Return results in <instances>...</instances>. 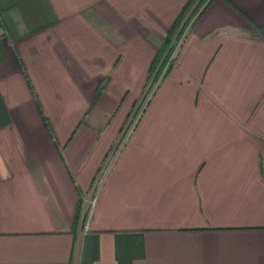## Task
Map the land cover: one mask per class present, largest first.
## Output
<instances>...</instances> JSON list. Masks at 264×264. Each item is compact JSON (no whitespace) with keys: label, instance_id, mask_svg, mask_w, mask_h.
Wrapping results in <instances>:
<instances>
[{"label":"crops","instance_id":"1","mask_svg":"<svg viewBox=\"0 0 264 264\" xmlns=\"http://www.w3.org/2000/svg\"><path fill=\"white\" fill-rule=\"evenodd\" d=\"M187 1L0 0V264H264V0L203 9L108 160Z\"/></svg>","mask_w":264,"mask_h":264},{"label":"trees","instance_id":"2","mask_svg":"<svg viewBox=\"0 0 264 264\" xmlns=\"http://www.w3.org/2000/svg\"><path fill=\"white\" fill-rule=\"evenodd\" d=\"M213 0H188L184 5L183 9L176 17L173 22L168 34L166 35L163 43L161 44L158 52L152 62L150 67V73L148 77V82L153 78L157 79L160 72L162 71L166 60L169 58L171 53L174 50L176 41H179L183 33L186 31L187 27L190 25L193 17L201 10L203 5L208 6ZM247 17L244 13H242ZM248 18V17H247ZM249 23L252 28L258 31L261 35L264 36V31L261 30L251 19L248 18ZM171 70L167 71V73ZM80 207H78L75 219H74V230L78 227L81 220L80 216Z\"/></svg>","mask_w":264,"mask_h":264},{"label":"built area","instance_id":"3","mask_svg":"<svg viewBox=\"0 0 264 264\" xmlns=\"http://www.w3.org/2000/svg\"><path fill=\"white\" fill-rule=\"evenodd\" d=\"M205 7H206V5H203V7L201 8V10L193 17L191 23L201 14V12L203 11V9ZM191 23H190V25H191ZM190 25L187 27L186 31L183 33V35L181 36L180 40L179 41H176L173 52L171 53V55L169 56V58L166 60L165 65H164L162 71L160 72V74L158 76V79L156 81L157 83L155 82L156 84L154 86L152 84L153 87L151 86V89L148 92L147 99H145V100H147L146 105L150 101V98L152 97V95L155 93V90H156V87H157L158 83L164 78V76L166 75V73L170 69V67H172L175 64L177 55H178V53H179V51H180V49L182 47V44H183V42H184V40L186 38V35H187V32L189 30ZM152 81H153V79H152ZM145 106H144V108H145ZM142 112L140 114H138V116L135 117L136 119H135L133 125L129 128L127 137L133 131L136 123L138 122L139 118L141 117ZM118 148H119V146H118ZM118 148H117L116 152H119L120 149L118 150ZM103 173L104 172L101 173V177L104 175ZM101 177L98 178L97 181H96V187H95L96 190L99 188V185H100V182H101V179H102ZM95 201H96V199H93V201L91 202V205H94L95 204ZM86 228H87V226H86Z\"/></svg>","mask_w":264,"mask_h":264},{"label":"rangeland","instance_id":"4","mask_svg":"<svg viewBox=\"0 0 264 264\" xmlns=\"http://www.w3.org/2000/svg\"><path fill=\"white\" fill-rule=\"evenodd\" d=\"M172 68V67H171ZM168 73H166V75H167ZM165 75V76H166ZM164 76V77H165ZM153 79V78H152ZM152 79L148 82V80H147V83H146V86H145V89H144V94H143V97L140 99V101H138V103L136 104V106H135V108H134V110L130 113V115H129V117H128V119H127V124L122 128V131H121V133H120V139H119V141L114 145V147H113V149L110 151V153H109V155H108V160H109V158H111V157H113L114 156V154H116L115 152H116V150H117V148H118V146H119V148H118V150L119 149H121V147L123 146V142H121V141H123L122 139L123 138H126L127 137V134H128V130H129V128L133 125V123H134V121H135V117L136 116H138V114H140L142 111H144V106L146 105V102H147V100H145V99H147V96H148V92L150 91V89H151V86H152V84H153V86L157 83L156 81H157V79H153V81H152ZM164 79V78H163ZM162 79V80H163ZM161 80V81H162ZM152 81V82H151ZM161 81L158 83V85H157V87H156V90H157V88H158V86L160 85V83H161ZM156 82V83H155ZM152 86V87H153ZM156 90H155V92H156ZM155 94V93H154ZM153 94V95H154ZM153 95H152V97H153ZM151 97V98H152ZM151 98H150V100H151ZM146 107V106H145ZM143 109V110H142ZM143 113V112H142ZM142 115V114H141ZM139 120H140V118H139ZM138 120V121H139ZM106 162H107V160H106ZM102 173V172H101ZM101 177V174L98 176V178H100Z\"/></svg>","mask_w":264,"mask_h":264}]
</instances>
